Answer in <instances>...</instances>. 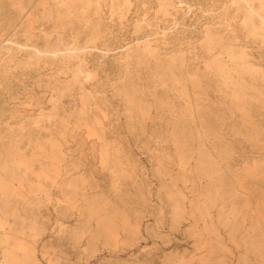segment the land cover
Here are the masks:
<instances>
[{
    "label": "bare ground",
    "instance_id": "1",
    "mask_svg": "<svg viewBox=\"0 0 264 264\" xmlns=\"http://www.w3.org/2000/svg\"><path fill=\"white\" fill-rule=\"evenodd\" d=\"M189 7L203 8L205 22L186 23ZM240 26L250 29L264 50V0H0V250L2 243L13 242L26 258L7 257L4 250L6 263L38 264L37 249L46 254L58 248L51 264H71L69 249L78 255L84 243L93 252L101 240H120L125 224L118 208L106 207L109 193L121 191L130 180L141 196L145 189L133 174V152L125 151L126 132L148 150L157 140L178 148L180 180L192 181L201 194L192 200L195 213L206 210L211 216L213 205L221 204L222 210H232L229 220H237L236 212L250 208L248 200L226 202L232 188L241 186L237 174L242 173L230 161L240 156L239 146L221 153L219 161L214 156L226 146L217 132L223 106L232 113L244 115L250 108L258 113L253 99L264 91V51L257 63L237 43ZM234 123L246 139L264 141L247 118ZM206 131L213 138V153L204 151ZM44 144L58 164L70 160V171L48 177L52 171L59 174V166L47 164ZM195 152L200 162L195 175L187 174ZM152 157L160 162L159 174H168L167 148ZM258 170L264 172V166ZM218 172L232 175L219 176L210 190L206 186L199 192L203 174ZM32 183H38L39 193L49 186L60 200L53 204L60 222L57 234H49L45 202L30 198L25 189ZM163 188L171 190L169 184ZM181 194L169 197L177 215ZM74 215L77 219L69 222ZM254 217L259 219L255 224H264V216ZM9 218L13 230L7 228ZM29 219L41 234L38 248L24 246ZM194 220L196 226L198 215ZM235 229L247 236L239 242L245 248L240 264H264L261 233L240 232L238 222ZM134 233L140 240L139 225ZM219 247L218 239L214 250ZM214 255L193 264H223Z\"/></svg>",
    "mask_w": 264,
    "mask_h": 264
},
{
    "label": "rangeland",
    "instance_id": "2",
    "mask_svg": "<svg viewBox=\"0 0 264 264\" xmlns=\"http://www.w3.org/2000/svg\"><path fill=\"white\" fill-rule=\"evenodd\" d=\"M186 12L188 19L185 20L186 23H197L199 21H203L201 23H204L206 20L205 13L201 14L205 10L201 7L191 9L189 7ZM235 35L238 37L237 43L244 47V50L249 54L257 57L256 62L258 63L261 60L260 54L264 50L257 42L255 35L250 32V29H245L242 26L236 29ZM257 54H259V57ZM222 58L229 65V58L226 55H223ZM257 69H261V67ZM3 96L8 97V94L5 93ZM253 103L257 106L258 113H254L250 107L244 115L243 112L232 113L227 106H223L222 111L219 112L220 121L217 124V132L222 137V140H226V146L224 149H219V153H214L216 157L215 161L220 160L221 153H229L234 145L239 146L241 149L239 157H230L234 171L242 173L237 174L241 186L232 188V197L227 199L226 202L234 203V201L243 202V200H248L250 208L236 212L235 214L238 216L237 220H229L233 217V212L230 208L222 210L221 204L213 205L211 216L207 215L206 210L205 214H203V210L200 213H195L192 209V200L199 193L195 192L192 181L184 184L180 180L182 162L178 156V148L157 140L149 148L150 150H148V147L143 143L134 144L130 139V133L126 132L128 143L125 145V151H131L135 156L132 168L133 174L137 181H144V192L141 196L138 190H136L137 183L131 184L132 181L130 180L123 182L124 187L121 191L115 194L109 193L106 207L112 206V209L118 208L123 217V222L124 217H127V222L121 223L125 224V227L120 229V240L116 244L111 242L105 243L101 240L93 252L87 243H84L78 255L76 250L69 249L71 264H159L162 261L163 264H193L202 257L209 259L212 253L215 254L213 256L214 261L218 259L223 264H240L239 260H241V255L245 251V248L240 246L239 242L247 236L236 233V222H238L240 232L245 230L251 234L258 232L261 233L259 237L264 238V224H260L259 226L255 224L259 222V219L254 217L257 214L264 216V209L259 208L260 206L264 207V172L258 170L259 167L264 166V141L255 143L246 139L243 132L236 131L238 123H234V121L242 120L243 117L247 118L251 126L260 130L264 135V91L254 96ZM13 106L12 104L11 107ZM212 141L213 138L206 131L204 136V151L213 153ZM161 148H167L170 156L168 174H159L160 162L152 157V153ZM72 149L74 150V146ZM41 154L47 160V164L50 167L56 169L59 166V174L56 171H52L51 174H47L48 177L63 175L70 171V160L66 159L64 162L58 164L56 160L50 158V151L46 144L43 145ZM199 162L200 159L197 152H195L187 166V174L195 175V169ZM91 164L96 168L98 166V169L100 168V164L95 161ZM221 165H223L222 162L219 164V167ZM244 169L250 170V174H245ZM21 175L26 176L27 174ZM231 175L232 173L222 174V172L203 174L202 179L198 180V184H200L198 191L204 192L206 186L207 190H210L219 176L229 177ZM164 184H169L171 190L164 189ZM15 185L16 188L19 187L17 182ZM32 185L25 187L28 192H31L29 197L34 200L40 198L45 202L44 210L47 209L51 215L49 234H57L60 222L57 220V213L53 207V204L60 201L58 196H56L57 194L49 186L43 187L44 191L39 193L37 191L38 183H32ZM171 185L175 188H172ZM175 191L182 193L179 201L182 209L180 215H177L173 204L169 201V197ZM89 192L95 194L94 191ZM202 198L204 199V197ZM15 200L16 202H21L22 199L20 196H15ZM117 202L123 206L122 211ZM61 204L64 205V203ZM81 204V201L76 202L75 208ZM182 205L185 207V220H183L184 211ZM202 205L205 206V203H202ZM34 206L30 209L35 208ZM19 209L21 210L22 208L19 207ZM124 210L128 213L124 214ZM197 215L199 220L195 226L194 217ZM23 217L26 218L27 216L23 214ZM137 218H139V222H137ZM76 219L77 216L74 215L70 218L69 222L73 223ZM117 221L119 222V219ZM90 223L91 225H95L94 221H90ZM33 225L34 222L31 219L27 220L29 235L24 240L26 248H31L32 246L38 248L41 242V234L35 231L37 226L32 228ZM137 225H139L140 240H138V235L134 233V228ZM12 227L15 228L14 221L12 218H9L7 228L13 230ZM197 231L200 232V235L197 234ZM218 239L221 247L214 250V241ZM1 246L6 250L7 257L11 256L19 260H26L24 253L13 242L2 243ZM248 247L249 245L246 250H248ZM220 248L223 249L220 250ZM4 250H0V264H8L6 263L7 259ZM56 254H60V249L49 248L46 254H42L40 249H37L36 260L38 264H51L56 258ZM164 254H166L165 259L160 260L159 257L161 255L164 256ZM250 257L254 258L255 256L250 254ZM57 264L62 263L58 262Z\"/></svg>",
    "mask_w": 264,
    "mask_h": 264
}]
</instances>
